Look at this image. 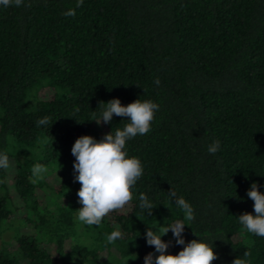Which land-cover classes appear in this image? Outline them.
Returning a JSON list of instances; mask_svg holds the SVG:
<instances>
[{
  "label": "trees",
  "instance_id": "obj_1",
  "mask_svg": "<svg viewBox=\"0 0 264 264\" xmlns=\"http://www.w3.org/2000/svg\"><path fill=\"white\" fill-rule=\"evenodd\" d=\"M24 4L0 6V154L14 166L0 169V264H126L130 257L128 264H144L149 252L158 255L148 227L177 220L190 225L186 243L212 244V264H231L245 251L250 264H264V237L237 217L255 215L247 195L253 182L264 193V0ZM70 9L75 15L65 16ZM114 98L150 99L159 110L150 132L126 142L143 167L132 201L88 226L76 218L82 205L71 149L82 135L100 140L124 127L127 119L115 115L110 124L94 120L99 102ZM36 164L48 171L33 183ZM140 193L156 206L152 215L139 208ZM179 197L194 209L191 222ZM2 223L11 229L7 239ZM117 227L123 239L107 243ZM161 239L169 253L183 248L171 230Z\"/></svg>",
  "mask_w": 264,
  "mask_h": 264
},
{
  "label": "clouds",
  "instance_id": "obj_2",
  "mask_svg": "<svg viewBox=\"0 0 264 264\" xmlns=\"http://www.w3.org/2000/svg\"><path fill=\"white\" fill-rule=\"evenodd\" d=\"M82 4L83 0H76L77 8ZM0 6L7 8L30 5H25L24 0H0ZM64 15L74 16L75 9L66 11ZM155 83L158 85L159 80ZM98 107L101 109V118L94 119L97 124H110L114 115L127 119L128 122L123 128H117L114 133L112 130L105 133L100 140L91 135H82L76 139L72 146V155L75 157L74 182H79L81 185L77 196L82 207L77 209L76 218L88 226L100 225L103 218L110 212L122 210L132 201V188L143 175V167L139 158L128 156L125 151L126 142L137 135H145L150 132L155 113L159 110L158 103L140 98L127 105H123L119 98H114L107 102L100 101ZM36 123L39 127L47 125L49 120L45 117ZM219 146L220 141L215 140L207 150L209 153L215 154L219 150ZM10 167L14 166L10 165L7 154H0V169L7 170ZM47 171L48 169L44 165H34L31 168V175L34 178L32 182L36 183L37 180L44 179L43 174ZM168 194L169 197H176L174 191L170 190ZM247 195L254 201L255 215L244 212L237 216L238 221L248 233L264 237V193L259 191L258 184L253 182ZM175 204L182 210L185 221L194 220V209L183 197L177 198ZM154 207L156 206L147 195L140 193L139 208L147 210V214L152 215ZM158 225L157 231L148 227L146 232L147 244L154 246L158 255L154 256L152 252H149L144 257V264H212L218 258L212 244L203 239H192L185 242L182 234L184 226H190L189 224L177 220L167 226L159 223ZM169 230H171L176 244L183 245L178 254L169 253L167 249L170 242L161 239ZM118 239H123V233L118 227L106 236V241L109 244ZM243 256L245 258L237 256L231 264H250V261L246 259L250 253L245 251ZM128 260L126 264H128Z\"/></svg>",
  "mask_w": 264,
  "mask_h": 264
},
{
  "label": "rangeland",
  "instance_id": "obj_3",
  "mask_svg": "<svg viewBox=\"0 0 264 264\" xmlns=\"http://www.w3.org/2000/svg\"><path fill=\"white\" fill-rule=\"evenodd\" d=\"M80 187H81V185L79 184V187L78 188H80ZM1 227H2V230H3L2 231V237L5 238V239H7L8 238V235L11 233V229L6 224H3V223L1 225ZM20 228L21 229H24L25 227L24 226H21ZM78 230L81 231L80 228H78Z\"/></svg>",
  "mask_w": 264,
  "mask_h": 264
}]
</instances>
